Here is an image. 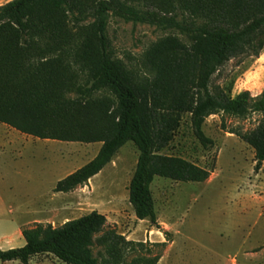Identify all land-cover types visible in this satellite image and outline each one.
Returning <instances> with one entry per match:
<instances>
[{"label":"trees","instance_id":"16d2710c","mask_svg":"<svg viewBox=\"0 0 264 264\" xmlns=\"http://www.w3.org/2000/svg\"><path fill=\"white\" fill-rule=\"evenodd\" d=\"M110 18L147 24L168 34L145 50L141 68L115 57L107 36ZM264 49V0H12L0 6V123L25 135L61 142L99 143L97 154L59 180L54 193H69L99 174L128 142L138 151L128 186L137 220L157 226L150 186L156 177L201 183L210 171L162 153L183 114L203 147L202 126L212 115L259 116L249 131H230L264 162V89L231 97L233 82L214 83L233 59ZM91 211L57 227L22 229L25 244L0 250V262L28 264L53 255L65 264H157L137 255L142 242L106 228ZM103 249L99 262L93 248Z\"/></svg>","mask_w":264,"mask_h":264},{"label":"rangeland","instance_id":"374dc122","mask_svg":"<svg viewBox=\"0 0 264 264\" xmlns=\"http://www.w3.org/2000/svg\"><path fill=\"white\" fill-rule=\"evenodd\" d=\"M10 1L0 0V6ZM167 34L154 26L119 18H110L107 26L115 57L142 72L143 53ZM230 81L233 98L243 91L253 97L259 95L264 89V49L258 57L229 61L214 77L220 86ZM258 120L257 114L246 119L209 116L202 130L212 144L203 147L194 136L190 115L181 116L172 141L162 153L184 158L210 174L201 183L156 177L150 189L157 226L137 220L128 202V186L138 157L133 143L123 145L86 185L53 195L52 181L93 159L101 144L60 142L55 150L60 149L61 156L58 151L47 152L43 144L19 147L16 163L10 157L18 154L17 146L5 142V132L16 131L0 123V250L25 244L23 238L19 242L12 238L13 243L3 238L12 226L32 220L23 229L32 228L36 218L40 224L57 227L97 211L105 216L107 229L144 244L141 251L129 253L126 261L148 250L150 256L159 257L157 264H264V162L255 170L252 148L229 133L249 131ZM93 256L99 262L106 257L99 247L93 248ZM28 264L65 263L44 254L32 257Z\"/></svg>","mask_w":264,"mask_h":264},{"label":"crops","instance_id":"0c3cea01","mask_svg":"<svg viewBox=\"0 0 264 264\" xmlns=\"http://www.w3.org/2000/svg\"><path fill=\"white\" fill-rule=\"evenodd\" d=\"M3 125H4V127H8L5 124H3ZM10 129H12V128H10ZM12 130H14V129H12ZM5 142H7L9 145H15V146H17V149H15V151L18 150L17 151L18 154L11 155V157H10V160H12V162H15L16 161V158H20V156H19V152L20 151L18 149L19 147H21L22 149H25V148H28V147H33L34 145H37V144H43V147L47 150V152H49L51 150H52V153L54 151H56V152L58 151L57 154H59V156H61L60 149L55 150V148L57 147V145H62V144H59L61 141L48 140V139L42 140V139H38V138L32 137L30 135H25V134H22V133L16 131V132H5ZM58 159H60V157H58ZM59 162H60V160H59ZM16 163H18V162L16 161ZM21 164H24V162H22ZM75 170L76 169L68 170V171H66V173H64V175H61L60 177H58L57 179H55L54 181H52L51 187H50V192L53 195L63 194V193H54L53 192L54 186L56 185V183L59 180L63 179L64 177H66L70 173L74 172ZM35 219H33L35 224L42 223L41 221L35 220ZM31 221L26 222V223H22V224H20L18 226H16V225L14 227L12 226L10 228V231L9 232H7L6 234H3L2 235L3 238H7L8 243H13L14 242V240H12V238H14L15 240H17V242L21 241V238H23L21 231H22V229H23L24 226L28 225L29 223H32ZM166 227H167V229H172L171 226L166 225Z\"/></svg>","mask_w":264,"mask_h":264}]
</instances>
